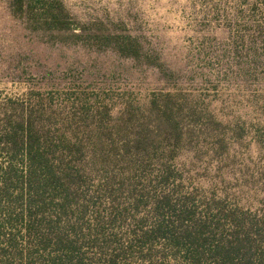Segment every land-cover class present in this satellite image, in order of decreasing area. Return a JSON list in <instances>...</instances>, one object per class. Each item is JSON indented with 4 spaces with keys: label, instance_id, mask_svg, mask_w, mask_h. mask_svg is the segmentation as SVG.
Listing matches in <instances>:
<instances>
[{
    "label": "trees",
    "instance_id": "trees-1",
    "mask_svg": "<svg viewBox=\"0 0 264 264\" xmlns=\"http://www.w3.org/2000/svg\"><path fill=\"white\" fill-rule=\"evenodd\" d=\"M7 1L31 31L76 45L89 38L59 0ZM257 3L252 25L230 32L228 49L212 58L215 79H264ZM104 38L121 57L149 56L130 35ZM178 99L154 96L139 122L129 107L70 112L33 87L0 94V264H264V171L249 186L230 181L221 157L211 186H198L179 161L198 149Z\"/></svg>",
    "mask_w": 264,
    "mask_h": 264
},
{
    "label": "rangeland",
    "instance_id": "rangeland-1",
    "mask_svg": "<svg viewBox=\"0 0 264 264\" xmlns=\"http://www.w3.org/2000/svg\"><path fill=\"white\" fill-rule=\"evenodd\" d=\"M59 1L88 30L83 44L31 31L0 0V94L19 97L33 87L53 93L55 105L69 102L70 112L106 105L120 115L129 107L140 122L154 96L175 93L186 108L184 122L195 129L198 150L179 156L194 182L208 189L222 157L227 179L257 183L264 171V79H215L217 63L211 61L228 49L230 32L256 19L251 0ZM257 2L264 16V0ZM236 12L243 21L233 22ZM108 33L136 38L149 56L141 62L121 57L105 47ZM148 59L161 63L167 75Z\"/></svg>",
    "mask_w": 264,
    "mask_h": 264
}]
</instances>
